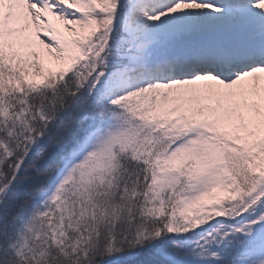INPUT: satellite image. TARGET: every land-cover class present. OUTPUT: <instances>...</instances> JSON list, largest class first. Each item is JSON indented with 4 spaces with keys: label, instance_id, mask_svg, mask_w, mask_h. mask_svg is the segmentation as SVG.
<instances>
[{
    "label": "snow or ice",
    "instance_id": "6c2138e0",
    "mask_svg": "<svg viewBox=\"0 0 264 264\" xmlns=\"http://www.w3.org/2000/svg\"><path fill=\"white\" fill-rule=\"evenodd\" d=\"M0 264H264V0H0Z\"/></svg>",
    "mask_w": 264,
    "mask_h": 264
}]
</instances>
